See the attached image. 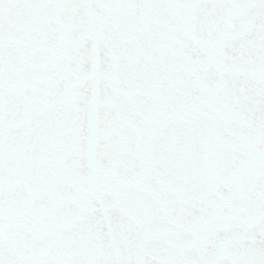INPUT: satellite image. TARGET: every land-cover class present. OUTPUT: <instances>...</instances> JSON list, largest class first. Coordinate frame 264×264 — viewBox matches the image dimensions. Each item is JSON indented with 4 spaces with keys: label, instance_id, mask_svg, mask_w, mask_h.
Here are the masks:
<instances>
[{
    "label": "snow or ice",
    "instance_id": "snow-or-ice-1",
    "mask_svg": "<svg viewBox=\"0 0 264 264\" xmlns=\"http://www.w3.org/2000/svg\"><path fill=\"white\" fill-rule=\"evenodd\" d=\"M0 264H264V0H0Z\"/></svg>",
    "mask_w": 264,
    "mask_h": 264
}]
</instances>
